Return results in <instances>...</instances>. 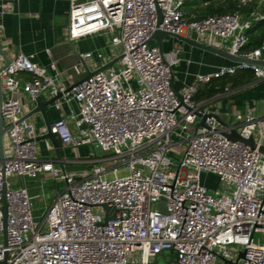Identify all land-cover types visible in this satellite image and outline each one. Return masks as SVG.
<instances>
[{
  "label": "built area",
  "instance_id": "obj_1",
  "mask_svg": "<svg viewBox=\"0 0 264 264\" xmlns=\"http://www.w3.org/2000/svg\"><path fill=\"white\" fill-rule=\"evenodd\" d=\"M62 1L69 41L109 36L106 47L79 54L74 72L81 74L82 62L96 59L101 67L119 59L69 92L55 63L50 75L21 52L0 71V117L8 127L0 157L6 207L4 227L0 202V264H150L170 252L176 264H264V117L235 112L234 124L223 127L211 115L202 120L213 113L195 101L212 80L239 71L264 79V67L233 63L176 90L171 83L180 47L160 51L152 39L160 30L264 61V40L244 50L247 31L264 15L252 11L244 19L236 10L197 18L184 11L185 0ZM237 2L244 7L252 0ZM7 12L0 6V19ZM21 73L29 79L21 82ZM22 94L33 102L62 94L54 106L74 104L76 112L50 125L61 148L95 144L104 155L76 173L39 157L35 139L45 132L37 134L22 119ZM231 129L253 146L227 138ZM42 174L62 187L38 221L34 197L12 180ZM210 175L219 183L213 190L202 181ZM256 234L262 244L254 242Z\"/></svg>",
  "mask_w": 264,
  "mask_h": 264
},
{
  "label": "crops",
  "instance_id": "obj_2",
  "mask_svg": "<svg viewBox=\"0 0 264 264\" xmlns=\"http://www.w3.org/2000/svg\"><path fill=\"white\" fill-rule=\"evenodd\" d=\"M226 1L185 0L183 9L188 15L199 18L206 15L207 10H216L220 5L226 4ZM0 6H5L8 10L0 19L2 26L0 48L3 54L10 60L21 52L50 75L54 73L50 64L55 63L56 69L60 72V80L67 88L84 76L85 72L82 66L80 75H77L73 70V65L79 61V54L101 50L108 45L109 36H86L77 41L68 40V3L66 1L0 0ZM173 47H180V62L174 67L173 85L176 90H181L191 84L198 74H210L219 67L233 64L172 38H166L163 41L164 50H170ZM99 65L96 59L87 61V67L91 71L99 68ZM227 77L212 80L201 95L207 92L209 88L217 89L218 85ZM19 78L23 82L29 79V75L21 73ZM201 95L197 96L195 101L218 116V121L226 125L234 124L233 114L235 112L244 113L249 110L255 116L264 117V79L253 78L252 81L240 86H233L228 82L221 91L211 97L200 98ZM21 97L25 116L34 108V102L25 94H22ZM49 98L47 94L39 96L40 100ZM70 109L76 112L74 104H70V107L63 105L62 110H58L54 104L48 105L44 109V118L40 113H36L27 120L34 125L37 134H41L45 132L46 124L53 123L62 114L69 115ZM37 145H39L38 142ZM37 147L46 149L45 141L44 144ZM62 149L64 148H61L60 153ZM48 154V158L42 155L41 158L52 159L60 171L65 170L71 173L80 171L72 167L70 161L64 160V156L61 154L60 160H57L54 150ZM49 179L47 175L42 174L38 176V179H15V181H19V186H25L34 200L38 197L36 190L42 189L44 182L51 181L55 188L62 186L61 182H54Z\"/></svg>",
  "mask_w": 264,
  "mask_h": 264
},
{
  "label": "water",
  "instance_id": "obj_3",
  "mask_svg": "<svg viewBox=\"0 0 264 264\" xmlns=\"http://www.w3.org/2000/svg\"><path fill=\"white\" fill-rule=\"evenodd\" d=\"M160 22H161V15H160V12H159L158 24ZM167 37L174 38L175 40H177V41H179L181 43H184V44H186V45H188L190 47L197 48L199 50L208 52L210 54L218 56V57H220L222 59H225V60H227L229 62H232V63L248 62V63H251V64H256L258 66L264 67V61L263 60L248 61L246 59H242V58L233 56V55H231L229 52H227L225 50H220V49H217V48L209 47L207 45H204V44H201L199 42H196L195 40H193L191 38H185V37H182V36H179V35L168 34L166 32H163V31H160V30H156L152 34V39L157 43V46H158L160 51L163 50V41ZM0 56L3 58V61H4L2 66H0V71H1L9 63L10 60L3 54L1 48H0ZM118 59H119V57L115 58L113 61H111V62L107 63L106 65L101 66L100 68H98L96 70H93V71L89 70L88 67L86 66V64L84 62H82V67L84 68V72L85 73H84V76L77 83L85 81L88 78H90L92 75L110 68ZM172 85L173 84L171 83V87L173 88ZM0 89H1V83H0ZM70 90H71V88H68L66 90V92H69ZM61 96H62V94H58L57 96L51 97V98H49L47 100H40L39 98H36L35 101H34V108L27 115L23 116L22 119H28L32 115H34L36 113H40L43 116V118H44L45 117V110H44L45 107L48 106V105H52ZM177 96H178V98H180V94L177 93ZM0 104H1V90H0ZM209 115H211L214 118H216L217 120H219L218 116H216L215 114H207V115L202 117V120L204 118L208 117ZM219 123L223 127L227 126L226 124H224L222 122H219ZM50 125L51 124H46L45 133L43 135H41V136H37L35 141L36 142L48 141L51 144V146H52V148H53V150L55 152L56 159L60 160V150H61L60 140L56 137V135H53L50 132ZM7 129H8V127H4L3 126V121H2V118L0 117V157L3 156V137H4V134L7 131ZM224 135L227 138H229V139H231L233 141H242V142L248 143V144L253 146V141L251 139L250 140H242L239 137V135L237 134L235 129H231L229 133H224ZM259 152L264 156V145H261L259 147ZM3 193H4V190L2 191V199H1L0 202L3 205L1 210H2V215H3V225L5 227V211H6V207H5V200H4ZM102 207L104 208L105 211H107L106 205H103ZM107 220H108V218L106 217L104 219V223ZM158 256H160V254L156 255L153 258V260H152V262L150 264H156V260H157ZM242 256H243V254L241 253V254H239L238 258H240ZM167 258L169 259V264H176V258L172 254V252L167 254ZM236 261H237V259L234 262H232V261H223V264H236Z\"/></svg>",
  "mask_w": 264,
  "mask_h": 264
},
{
  "label": "rangeland",
  "instance_id": "obj_4",
  "mask_svg": "<svg viewBox=\"0 0 264 264\" xmlns=\"http://www.w3.org/2000/svg\"><path fill=\"white\" fill-rule=\"evenodd\" d=\"M38 144H44V141H40L38 142ZM37 145V146H39ZM185 145V143H183V146ZM61 156H64V160L70 161L71 162V166L78 169V170H86L89 169L92 165V161L95 158H98L100 156H103L104 154L101 153V151L99 150V148L95 145H83V146H79L76 148L73 147H66L64 149H62V152L60 153ZM64 154V155H63ZM38 155L39 157H41V155L43 157L48 158L47 156L48 151L43 147V148H39L38 147ZM177 159L181 158V153H179V155L176 156ZM120 176L125 175V172H121L119 173ZM109 179L112 178V175L108 176ZM38 179V178H37ZM51 180V179H49ZM15 181V180H12ZM204 184H206L208 186V188L210 189H215L218 187V180L215 176L210 175V176H205L203 177ZM15 187L19 186L18 183L19 181H15ZM43 188L42 189H38L36 190V192H38V197H36V199L33 200V205H34V209H35V215L38 218V221L40 220V218L42 217L44 211H45V207H47L51 201L53 200L54 195L56 194L57 190H60L61 187H56L54 183H52L51 181H47L44 182L43 184ZM254 242L255 243H263V239H262V235L261 234H256L254 236ZM156 264H169V259L167 258V253H162L160 256L157 257L156 260ZM219 264H223L222 262H219Z\"/></svg>",
  "mask_w": 264,
  "mask_h": 264
},
{
  "label": "trees",
  "instance_id": "obj_5",
  "mask_svg": "<svg viewBox=\"0 0 264 264\" xmlns=\"http://www.w3.org/2000/svg\"><path fill=\"white\" fill-rule=\"evenodd\" d=\"M240 11L242 17L247 18L249 13L252 11H259L264 15V0H252L247 6H239L237 0H227L226 4L220 5L216 10L209 9L205 12L206 15L222 14L227 12ZM248 44L245 46L244 50L248 51L260 45L264 40V20L258 25L250 28L247 33ZM254 78L252 72L250 71H239L235 75L225 78L219 85L218 88H209L207 92L201 95L200 98L211 97L215 93L221 91L224 85L228 82L233 86H240L245 83L252 81ZM199 98V97H198ZM197 99V97H196Z\"/></svg>",
  "mask_w": 264,
  "mask_h": 264
}]
</instances>
